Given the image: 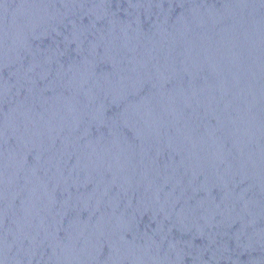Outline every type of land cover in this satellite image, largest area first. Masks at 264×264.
<instances>
[{
  "label": "water",
  "instance_id": "water-1",
  "mask_svg": "<svg viewBox=\"0 0 264 264\" xmlns=\"http://www.w3.org/2000/svg\"><path fill=\"white\" fill-rule=\"evenodd\" d=\"M0 264H264V0H0Z\"/></svg>",
  "mask_w": 264,
  "mask_h": 264
}]
</instances>
